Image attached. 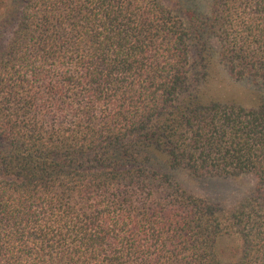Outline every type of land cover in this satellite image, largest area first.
Here are the masks:
<instances>
[{
	"label": "trees",
	"instance_id": "trees-1",
	"mask_svg": "<svg viewBox=\"0 0 264 264\" xmlns=\"http://www.w3.org/2000/svg\"><path fill=\"white\" fill-rule=\"evenodd\" d=\"M0 264H264V0H0Z\"/></svg>",
	"mask_w": 264,
	"mask_h": 264
},
{
	"label": "rangeland",
	"instance_id": "rangeland-1",
	"mask_svg": "<svg viewBox=\"0 0 264 264\" xmlns=\"http://www.w3.org/2000/svg\"><path fill=\"white\" fill-rule=\"evenodd\" d=\"M162 2L172 7L176 0H162ZM254 89L249 82L236 81L222 68L213 67L208 90L217 96L236 99L246 106H251L257 98ZM179 177L190 192L228 208H233L255 186L254 177L248 175L233 179L220 177L196 179L181 173Z\"/></svg>",
	"mask_w": 264,
	"mask_h": 264
}]
</instances>
